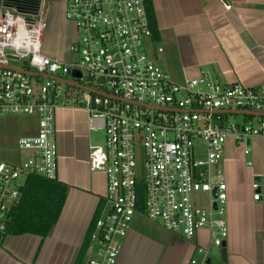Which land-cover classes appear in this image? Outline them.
Returning <instances> with one entry per match:
<instances>
[{"label": "built area", "instance_id": "2783aa9c", "mask_svg": "<svg viewBox=\"0 0 264 264\" xmlns=\"http://www.w3.org/2000/svg\"><path fill=\"white\" fill-rule=\"evenodd\" d=\"M64 19L75 29L67 62L42 53L45 0L33 12L0 3V115H25L36 124L33 135L17 140L22 156L0 162V243L26 179L57 181L55 111L68 102L83 109L89 127L104 138L88 147L89 170L105 176V193L88 234L87 264H116L135 217L186 242L207 231V245L193 251L189 264H210L211 248H221L228 236L226 184L214 176L225 142L244 146L246 157L247 142L264 136V117L228 125L224 112L264 114V84L172 82L155 62L162 49H150L144 0H67ZM251 189L259 201V185ZM197 193L207 195L205 207L197 206Z\"/></svg>", "mask_w": 264, "mask_h": 264}, {"label": "crops", "instance_id": "0c3cea01", "mask_svg": "<svg viewBox=\"0 0 264 264\" xmlns=\"http://www.w3.org/2000/svg\"><path fill=\"white\" fill-rule=\"evenodd\" d=\"M144 1L153 9L157 33L150 49L154 54L162 49L155 54V62L172 82L203 78L251 89L264 84V0ZM57 5L47 13L52 22L61 7ZM62 48L46 56L67 62L70 57H61ZM55 128L57 181L67 187L58 222L44 239L30 234L5 236L0 243V264H77L83 251L81 262L87 264L91 256L87 253L88 234L105 193V176L91 173L87 158L89 145H100L93 144V135L102 131L92 130L87 113L68 102L57 106ZM243 147L228 138L214 169L215 179L226 184L227 194L224 219L228 236L218 250L226 264H264V136L248 141L250 154L246 157ZM248 162L252 165L247 166ZM253 182L259 185L257 202ZM185 242L181 243L182 254L191 259L193 246L207 245L208 233L202 230L193 242ZM139 257L127 264H141Z\"/></svg>", "mask_w": 264, "mask_h": 264}, {"label": "rangeland", "instance_id": "374dc122", "mask_svg": "<svg viewBox=\"0 0 264 264\" xmlns=\"http://www.w3.org/2000/svg\"><path fill=\"white\" fill-rule=\"evenodd\" d=\"M63 1L65 0H45V22L47 27L43 36L41 49L43 54L51 55L49 52L63 47L61 57L65 58L64 55L70 57L68 45L71 41H74L75 33L73 26L63 18ZM55 4H58L57 7H61L56 10L54 15L55 21L52 22L51 17L47 18V13ZM12 64L21 66L19 62H12ZM255 121L256 119H246L243 115L228 114L226 116V123L228 125L251 124L255 123ZM34 123L35 120L32 117L25 115H0V162L11 163L22 156L17 150V140L21 137L33 135ZM103 141L102 132H96L95 136L93 135V144H103ZM137 171L138 176L141 178L143 175L141 162L138 163ZM214 175L217 176L216 173ZM195 199L197 206H206V194L197 193L195 194ZM127 237H129V247L132 248V253L134 256H140L139 260L144 263L151 262L157 257L156 264H189V257L186 254H182V240L175 234L169 233L157 222L148 220L145 217H135L127 231L125 239ZM185 244L187 243L185 242ZM197 247L193 246V251ZM157 253L160 254L159 257ZM209 259L211 260V264H226L222 262L218 248H211Z\"/></svg>", "mask_w": 264, "mask_h": 264}, {"label": "trees", "instance_id": "16d2710c", "mask_svg": "<svg viewBox=\"0 0 264 264\" xmlns=\"http://www.w3.org/2000/svg\"><path fill=\"white\" fill-rule=\"evenodd\" d=\"M15 4L16 6L20 4L28 12H33L36 8L34 3L23 6L19 0ZM145 7L155 39L157 33L153 9L149 3H145ZM245 118L252 119L250 116ZM20 193L19 202L11 211L5 236L30 234L41 239L46 238L58 222L66 200L67 187L58 181L30 176L26 179ZM83 256L84 251L77 264H82Z\"/></svg>", "mask_w": 264, "mask_h": 264}, {"label": "water", "instance_id": "95a60500", "mask_svg": "<svg viewBox=\"0 0 264 264\" xmlns=\"http://www.w3.org/2000/svg\"><path fill=\"white\" fill-rule=\"evenodd\" d=\"M16 1H18V0H0V3H3L7 7H18L22 12H28L24 8H22V6L20 4L16 6V4H15ZM19 1H21L23 6L25 4H32V3L36 4V6H37L39 0H19ZM18 71H20L23 74H25L27 76H30V77H37L38 76L35 73L25 72V71H22V70H18ZM71 76L73 78H80V75L78 73H75V72H72ZM58 81L60 83H63V84L73 85L71 82H68L66 80H58ZM224 113H226V114L244 115V116H250V117H264V114L248 113V112H241V111H227V112H224ZM247 144H248V142H247ZM212 196L215 197V190H213ZM129 244H130L129 237H127L124 240V243H123V246H122V248L120 250V254L118 256V260H117L116 264H118V262H119V264H127V262L129 260H132V259H133V262H135V260L138 258L137 255L134 256V254L132 253V248L129 247ZM223 246H224V243L222 244L221 247H223ZM157 254H158V257H159V253H157ZM157 260H158V258L155 257L151 262L144 263L143 261H141V264H156ZM139 263H140V260H139Z\"/></svg>", "mask_w": 264, "mask_h": 264}]
</instances>
